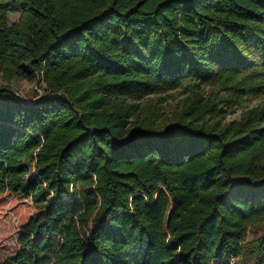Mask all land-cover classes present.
<instances>
[{
	"label": "trees",
	"instance_id": "obj_1",
	"mask_svg": "<svg viewBox=\"0 0 264 264\" xmlns=\"http://www.w3.org/2000/svg\"><path fill=\"white\" fill-rule=\"evenodd\" d=\"M0 74V264H264V0H0Z\"/></svg>",
	"mask_w": 264,
	"mask_h": 264
},
{
	"label": "rangeland",
	"instance_id": "obj_2",
	"mask_svg": "<svg viewBox=\"0 0 264 264\" xmlns=\"http://www.w3.org/2000/svg\"><path fill=\"white\" fill-rule=\"evenodd\" d=\"M20 17L19 13L11 14L10 21L11 23L17 21ZM6 83L0 74V85ZM10 85L14 87L18 94L25 98L26 100H32L34 96L39 92V86L37 81H29L26 79H15L10 82ZM159 97H165L166 101L160 103L158 101ZM184 96L180 95L178 92L156 95L153 96V107L156 108L159 113L162 114L161 119H166L169 117L173 111H176L179 108V104L183 101ZM257 99L246 101L247 106H251L257 103ZM242 108L236 106L233 112L227 115V119H232L239 117L242 113ZM16 201L14 198L0 195V209L5 214V217L0 221V262L6 259L12 251L17 248V238H18V229H19V218L24 216L28 209L25 207H20L15 209ZM264 227V226H263ZM262 232V226L253 227L250 231L249 240H253L255 237ZM237 264H251L249 258H241Z\"/></svg>",
	"mask_w": 264,
	"mask_h": 264
},
{
	"label": "water",
	"instance_id": "obj_3",
	"mask_svg": "<svg viewBox=\"0 0 264 264\" xmlns=\"http://www.w3.org/2000/svg\"><path fill=\"white\" fill-rule=\"evenodd\" d=\"M51 97H52V96L45 95V94H41V95H39V96L33 98L32 100H28V103H29V104H37V103H39V102H41V101H43V100H47V99H49V98H51ZM21 98H22V97H21ZM22 99H23V98H22ZM23 100H25V99H23Z\"/></svg>",
	"mask_w": 264,
	"mask_h": 264
},
{
	"label": "built area",
	"instance_id": "obj_4",
	"mask_svg": "<svg viewBox=\"0 0 264 264\" xmlns=\"http://www.w3.org/2000/svg\"><path fill=\"white\" fill-rule=\"evenodd\" d=\"M39 92H41V90H39Z\"/></svg>",
	"mask_w": 264,
	"mask_h": 264
}]
</instances>
